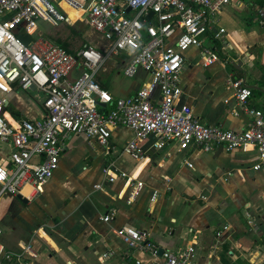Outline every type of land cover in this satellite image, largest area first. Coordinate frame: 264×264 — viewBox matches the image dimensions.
I'll list each match as a JSON object with an SVG mask.
<instances>
[{"label": "built area", "instance_id": "2783aa9c", "mask_svg": "<svg viewBox=\"0 0 264 264\" xmlns=\"http://www.w3.org/2000/svg\"><path fill=\"white\" fill-rule=\"evenodd\" d=\"M240 1L0 0V143L11 145L0 161V196L20 194L29 198L38 193L58 168L66 135H84L89 142L108 148L118 126L133 133L122 145V153L135 161L145 158L142 142L153 137L156 149L173 142L180 150L196 147L206 152L220 147L232 151L249 144L257 156L253 168L264 165V110L247 105L252 91L243 79L232 83L236 103L249 116L240 131L204 123L191 106L180 101L184 52L197 48L200 65L206 69L214 65L220 59L218 48L208 42L224 38L226 30L219 26V15ZM62 4L79 11L78 20L85 17L107 41L106 48L100 51L83 44L68 51L44 37L38 29L40 19L53 26L77 22H68V16L59 9ZM253 18L264 28V7H255ZM25 34L31 37L26 45L18 39ZM223 42L221 49L229 46L225 38ZM112 55L123 56L124 75L133 77L141 70L150 74V80L130 95L113 97L96 80ZM229 61L235 62L232 58ZM14 90L43 96L38 119H7L5 102ZM106 172L112 180L109 170ZM120 176L127 173L122 171ZM128 184L132 188L127 203H131L143 182L128 178ZM101 219L108 222L111 216L106 214ZM114 232L130 250L154 257L149 263L137 264H190L192 246L159 254L145 231L124 225ZM20 248L14 252L0 245V264L19 260L24 253L31 255L29 245Z\"/></svg>", "mask_w": 264, "mask_h": 264}, {"label": "crops", "instance_id": "0c3cea01", "mask_svg": "<svg viewBox=\"0 0 264 264\" xmlns=\"http://www.w3.org/2000/svg\"><path fill=\"white\" fill-rule=\"evenodd\" d=\"M254 8L248 13L250 26L257 23ZM226 9L219 15V22ZM257 27L264 29L258 23ZM256 28L246 33L250 35L248 41L255 44L259 40L264 45V32L257 34ZM224 35H228V30ZM224 38L232 50L234 44ZM244 57L242 63L236 64L247 65L244 71L236 70L239 67L229 61L230 56L206 69L200 65L199 49L189 48L183 54L180 101L191 106L204 123L226 130L244 129L249 116L236 103L234 81L243 79L251 88L249 107L264 110V61L259 63V58L250 53ZM111 71L102 68L96 80L115 98L134 93L150 80V74L140 70L133 77L127 76L131 78L129 82L120 84ZM16 92L7 96V119H18L12 112L22 119H38L43 96L35 93L38 115L32 116L17 100ZM38 95L42 97L39 99ZM132 135L129 128L116 127L108 148L86 139L97 159L86 176L89 186L80 188L68 183L69 178H60L61 169L57 168L43 185V197L40 191L23 197L26 202L14 195L9 197L14 200L15 211L8 213V220L0 217V229L2 222L9 224L17 240L12 246L0 245L14 252L29 245L31 255L24 253L19 260L7 264L149 263L153 256L130 250L114 232L124 225L147 232L159 250L178 251L192 246L190 264H264V165L253 168L257 156L251 145L206 152L196 147L180 150L173 142L156 149L154 138L149 137L142 142L145 158L135 161L122 153V145ZM71 138L69 134L62 140L64 149L59 164ZM10 150L11 145L0 143V161ZM82 158L87 157L83 154ZM122 171L126 177L120 176ZM127 177L143 182L140 194L131 203H127L132 188ZM96 184L100 186L95 189ZM106 214L111 216L108 222L101 219ZM224 225L227 229H223Z\"/></svg>", "mask_w": 264, "mask_h": 264}, {"label": "rangeland", "instance_id": "374dc122", "mask_svg": "<svg viewBox=\"0 0 264 264\" xmlns=\"http://www.w3.org/2000/svg\"><path fill=\"white\" fill-rule=\"evenodd\" d=\"M261 3H264V0H241L238 4H236V6L232 8L227 7L219 24L228 30V35H224V37L228 38V40L234 44V48L232 47L233 49L231 50L225 45L226 47L221 49L222 45L225 44L223 42L224 38L208 42L209 45H214L219 49L220 53L223 54L221 59L230 56V58L235 60L234 63L236 65L237 63H242V60L245 59L244 55L246 53H250L257 59L259 58L258 62L263 64L264 58L260 56H264V45L260 44L259 40L258 43L255 42V44L252 41H248L250 35L246 34L248 31L257 27V23L254 22V24L252 23L250 26L248 13L255 6L261 5ZM59 9L68 16L69 23H72V21L77 22L73 25L59 22L57 25L53 26L47 21L40 19L37 22L38 29L44 37L52 40L53 42L60 43L70 51L79 49L83 44H91L100 51L106 48L107 41L100 33L93 30L87 19L83 17L81 20H78L79 11L69 8L63 4L59 6ZM256 29L257 34L264 32V29H260L259 27ZM122 57V55H112L108 57L102 68H105L108 71L113 70L110 72L111 76L116 78L120 84H125L129 82L131 78H128L123 74V64L120 62V58ZM247 67V65H242V67L236 68V70L244 71V69L247 70ZM101 69L99 70V73L101 72ZM116 71H119L120 74ZM16 93V95H19L17 100L21 101V104L25 107V109L29 110V113L32 116H37L38 113L36 111V107L38 104L37 98H34L36 92L27 91L24 93L18 90ZM22 95L26 98H22ZM37 97L40 99L42 96L38 95ZM9 107H11V105ZM86 139L87 138L84 135L72 134L71 140L67 142L68 150L62 155L58 167L61 169L59 171L60 178L63 179L68 177V183H71L74 186H80V188L89 186L86 176L91 172V168L92 170L94 169L97 162V159L94 158L95 150L91 148V145ZM96 145H94L95 149H99ZM84 150H86V153L83 152ZM83 154L87 157L86 159L82 158ZM83 166L85 169H83ZM112 170L118 173L117 170ZM39 190V195L43 197L45 194L43 186L40 187ZM12 201L14 200L9 198L7 195L0 196V217H5L4 219H6L8 218V213H13L15 211V205L12 204ZM1 224L0 243L4 246L14 245V242L17 240V235L10 229L9 224L5 222H2Z\"/></svg>", "mask_w": 264, "mask_h": 264}, {"label": "water", "instance_id": "95a60500", "mask_svg": "<svg viewBox=\"0 0 264 264\" xmlns=\"http://www.w3.org/2000/svg\"><path fill=\"white\" fill-rule=\"evenodd\" d=\"M129 10V9H128ZM152 15V12L149 13L148 17H150ZM18 39L23 43V44H27L31 37L27 34L25 35H18ZM236 67H239V65H236ZM8 102L6 101L5 102V105H7ZM99 106H105V104L103 103H98ZM8 197H13L11 194H7ZM15 198L18 199L19 201H22V202H26L27 200L25 198H23L20 194H17L15 195ZM162 252V249L159 250V254H161Z\"/></svg>", "mask_w": 264, "mask_h": 264}, {"label": "trees", "instance_id": "16d2710c", "mask_svg": "<svg viewBox=\"0 0 264 264\" xmlns=\"http://www.w3.org/2000/svg\"><path fill=\"white\" fill-rule=\"evenodd\" d=\"M259 6L264 7V3H261V5H259ZM57 43H58V42H57ZM58 44H60V43H58ZM60 45H61V44H60ZM61 46H63V45H61ZM63 47H64V46H63ZM64 48H65V47H64ZM68 51H70V50H68ZM218 55H219L220 58H221V56H223V54L220 53L219 49H218ZM224 59H225V57H224ZM102 108H103V107H102ZM12 113L16 116V118H18V119H22V118L19 117L18 114L14 113V112H12Z\"/></svg>", "mask_w": 264, "mask_h": 264}, {"label": "bare ground", "instance_id": "6f19581e", "mask_svg": "<svg viewBox=\"0 0 264 264\" xmlns=\"http://www.w3.org/2000/svg\"><path fill=\"white\" fill-rule=\"evenodd\" d=\"M68 7V6H67ZM69 8H72V7H69ZM72 9H74V8H72ZM74 10H76V9H74Z\"/></svg>", "mask_w": 264, "mask_h": 264}]
</instances>
